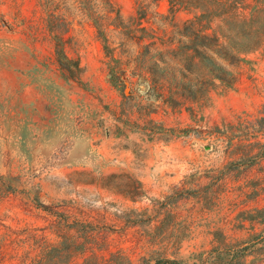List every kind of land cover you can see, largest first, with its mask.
<instances>
[{
    "label": "rangeland",
    "instance_id": "obj_1",
    "mask_svg": "<svg viewBox=\"0 0 264 264\" xmlns=\"http://www.w3.org/2000/svg\"><path fill=\"white\" fill-rule=\"evenodd\" d=\"M152 1L0 0V264L264 260V45L170 99L150 36L194 14Z\"/></svg>",
    "mask_w": 264,
    "mask_h": 264
},
{
    "label": "trees",
    "instance_id": "obj_2",
    "mask_svg": "<svg viewBox=\"0 0 264 264\" xmlns=\"http://www.w3.org/2000/svg\"><path fill=\"white\" fill-rule=\"evenodd\" d=\"M158 1L153 0L152 4L156 5ZM168 2L169 13L173 18L179 12L191 13L194 17L185 23V30L189 33L179 36V39L165 40L166 36H150L152 42L149 47L161 45L166 49L164 53H157L149 58L151 74L159 70L171 72V76L168 72V79L164 80L173 81L171 83H175V89L181 92L172 93L170 99L183 102L206 101L210 92L218 87L225 92L234 89L237 78L230 67L242 61L243 55L256 52L264 45V0ZM109 13H115L120 18L119 11L112 5H109ZM144 13V7L140 4L139 21ZM217 22L220 25L213 27ZM94 25L98 36L106 42L111 33L108 26L97 21ZM141 29L145 31V28ZM165 263L174 264L169 261L163 262Z\"/></svg>",
    "mask_w": 264,
    "mask_h": 264
},
{
    "label": "crops",
    "instance_id": "obj_3",
    "mask_svg": "<svg viewBox=\"0 0 264 264\" xmlns=\"http://www.w3.org/2000/svg\"><path fill=\"white\" fill-rule=\"evenodd\" d=\"M244 244H245V242H244ZM256 264H264V260L257 261V263H256Z\"/></svg>",
    "mask_w": 264,
    "mask_h": 264
}]
</instances>
